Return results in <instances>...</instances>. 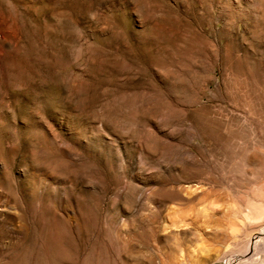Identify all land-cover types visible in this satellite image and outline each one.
I'll list each match as a JSON object with an SVG mask.
<instances>
[{
	"label": "rangeland",
	"instance_id": "rangeland-1",
	"mask_svg": "<svg viewBox=\"0 0 264 264\" xmlns=\"http://www.w3.org/2000/svg\"><path fill=\"white\" fill-rule=\"evenodd\" d=\"M0 264H264V0H0Z\"/></svg>",
	"mask_w": 264,
	"mask_h": 264
}]
</instances>
